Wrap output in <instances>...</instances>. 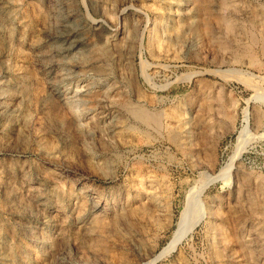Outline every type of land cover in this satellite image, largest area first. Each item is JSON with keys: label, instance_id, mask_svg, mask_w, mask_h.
I'll use <instances>...</instances> for the list:
<instances>
[{"label": "rangeland", "instance_id": "rangeland-1", "mask_svg": "<svg viewBox=\"0 0 264 264\" xmlns=\"http://www.w3.org/2000/svg\"><path fill=\"white\" fill-rule=\"evenodd\" d=\"M202 186L156 264H264V0H0V264H145Z\"/></svg>", "mask_w": 264, "mask_h": 264}, {"label": "bare ground", "instance_id": "bare-ground-1", "mask_svg": "<svg viewBox=\"0 0 264 264\" xmlns=\"http://www.w3.org/2000/svg\"><path fill=\"white\" fill-rule=\"evenodd\" d=\"M63 31H64V29H63ZM73 32H75V31H73ZM70 37H72V34H69V38ZM69 42H70V40H69ZM133 112H134L135 116L138 117V119H143L144 121H146V119H148L147 116H145L146 114L144 113V111L142 109H135V110H133ZM253 138H256V137L250 135L248 120L246 119L245 128L240 130L237 137H236V142H235V146H234V154H232L233 156L230 158L231 164H229V163H228V165L226 164V167L224 166L225 168L221 169V172L219 173V175H217L213 178L214 181H217L220 178L225 176L227 170H229L231 165L234 163L235 159L237 157H240V155H242L246 151L250 141ZM204 187L205 186H202V188L200 189V191L198 192L196 197H194L190 201H188L187 206H186L187 211H186L185 217L183 218L181 224L179 225V228L174 233V235L172 236L169 243L161 250V252H159L157 255H154L145 264H156L157 262H159V260H161L165 256L169 255L173 251L177 250L179 245L186 239L187 236H189L191 234V232L203 220V218L205 217V212H204V208L202 206L200 196L204 190Z\"/></svg>", "mask_w": 264, "mask_h": 264}]
</instances>
